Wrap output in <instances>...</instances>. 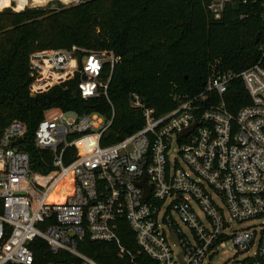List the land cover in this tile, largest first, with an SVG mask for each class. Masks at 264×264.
<instances>
[{
    "label": "built area",
    "instance_id": "2783aa9c",
    "mask_svg": "<svg viewBox=\"0 0 264 264\" xmlns=\"http://www.w3.org/2000/svg\"><path fill=\"white\" fill-rule=\"evenodd\" d=\"M200 1L215 20L231 4L264 7V0ZM119 60L113 51L78 46L33 53L30 93L79 77L83 99L103 93L110 102ZM237 81L251 102L234 113L225 97ZM176 99L158 114L133 95L143 126L107 146L113 117L47 110L35 144L54 155L48 174L32 170L20 149L26 126L11 123L0 137V264H36V240L76 259L62 264H99L80 250L85 239L114 245L133 264H145L137 255L157 264H210L226 246L236 256L225 264H264V67L214 73L203 90ZM71 147L77 155L66 165Z\"/></svg>",
    "mask_w": 264,
    "mask_h": 264
},
{
    "label": "trees",
    "instance_id": "16d2710c",
    "mask_svg": "<svg viewBox=\"0 0 264 264\" xmlns=\"http://www.w3.org/2000/svg\"><path fill=\"white\" fill-rule=\"evenodd\" d=\"M25 6V0H0V137L15 121L26 126L20 149L29 154L34 172L55 170L54 155L35 144V132L49 109L113 117L102 141L107 146L143 126L142 110L132 106L133 95L163 114L176 107V97L203 90L214 73L264 67V7L259 3L231 4L220 20L200 0H84L58 9ZM73 46L113 51L120 58L108 87L111 103L103 93L83 99L79 77L31 95V55ZM225 100L234 113L251 102L240 81L233 83ZM76 155V147L67 149L65 164ZM65 188L63 193H69ZM31 249L36 264L76 261L66 253L53 254L42 240L32 243ZM80 250L99 264H133L120 260L109 243L85 239ZM136 258L157 264L144 255Z\"/></svg>",
    "mask_w": 264,
    "mask_h": 264
},
{
    "label": "rangeland",
    "instance_id": "374dc122",
    "mask_svg": "<svg viewBox=\"0 0 264 264\" xmlns=\"http://www.w3.org/2000/svg\"><path fill=\"white\" fill-rule=\"evenodd\" d=\"M26 1V6L25 7H29V8H59L61 5L65 6V7H70V6H74V5H78L81 4L84 0H48L49 2H45L44 4H38V3H43V1L41 0H25ZM71 1V2H69ZM16 4L15 1H12V4ZM51 118L53 117L52 115H49ZM236 256V252L233 248H231L230 246H226V248L221 251L219 253V255L212 261L210 262V264H225L229 259H232Z\"/></svg>",
    "mask_w": 264,
    "mask_h": 264
},
{
    "label": "water",
    "instance_id": "95a60500",
    "mask_svg": "<svg viewBox=\"0 0 264 264\" xmlns=\"http://www.w3.org/2000/svg\"><path fill=\"white\" fill-rule=\"evenodd\" d=\"M258 40H259V36H258L257 39H256V43L258 42ZM132 99H133V98H132ZM194 127H195V126H193V127H191L190 129L184 131L183 134H184V135H188L191 131H193ZM22 141H23V138L19 137V138L17 139V141H15V142L12 144V146H18V145H20V143H22ZM147 196H148V191H147ZM174 240L176 241V239H174ZM180 258H181V261H182V260H183V255H181Z\"/></svg>",
    "mask_w": 264,
    "mask_h": 264
},
{
    "label": "bare ground",
    "instance_id": "6f19581e",
    "mask_svg": "<svg viewBox=\"0 0 264 264\" xmlns=\"http://www.w3.org/2000/svg\"><path fill=\"white\" fill-rule=\"evenodd\" d=\"M41 1H43V3L41 2V3H38V4H44L45 2H49L48 0H41ZM65 1H68V0H65ZM69 2H71V1H69Z\"/></svg>",
    "mask_w": 264,
    "mask_h": 264
}]
</instances>
